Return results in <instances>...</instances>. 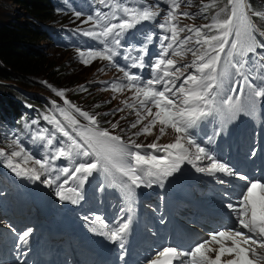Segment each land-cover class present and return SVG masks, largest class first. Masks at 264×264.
I'll list each match as a JSON object with an SVG mask.
<instances>
[{
    "label": "snow or ice",
    "instance_id": "obj_1",
    "mask_svg": "<svg viewBox=\"0 0 264 264\" xmlns=\"http://www.w3.org/2000/svg\"><path fill=\"white\" fill-rule=\"evenodd\" d=\"M98 3L108 11L97 9L88 15L82 23L90 24V27L80 29V32L102 47L89 48L86 57L84 52H80L82 63L88 65L92 60L100 59L123 73L122 78L105 83L113 93L132 92L129 98L132 102L126 99L121 102L123 108L113 109L104 115L115 116L128 108L137 117L129 128L142 126L125 141L111 131L118 128L119 120L109 122L111 130L101 128L98 114L82 110L64 98V91L54 90L66 106L60 107L52 102V107L62 119L56 115L43 118L65 140L54 144L56 137L45 136L46 130H41L35 138L45 141L50 154L37 159L20 146L18 138H13L10 151L0 148L4 166L17 176L33 181H40L42 175L56 171L55 178L49 176L41 182L49 187L55 185V195L59 200L73 204L83 198L80 190L88 178L93 173H103L128 200L129 211L136 188L150 187L153 183L163 186L185 162L199 173L237 177L246 184L236 204L229 202L226 205L234 217L231 227L210 232L207 239L189 249L164 246L145 264H256L250 256L264 259L256 248L251 247H264V181L249 179L247 175L236 172L210 154L194 135V129L209 118L226 124L241 113L250 115L257 102L264 101V51H257L264 50V39H261L264 38V30L253 19L264 18V10L253 9L249 0H226V5L213 12L209 19L207 13L217 8L219 0L207 3L202 0L197 13L179 11L182 5L191 7L193 0H157L153 4L141 0H98ZM161 4L167 8L162 9ZM161 12L164 13L163 21L156 25L163 33L159 37L160 50L151 63L146 64L147 44L154 34L145 35L139 45H126L123 38L139 25L155 21ZM81 15L80 12L75 13L77 18ZM196 15L209 22L199 26H180L181 17ZM185 32L191 35L181 38L180 34ZM186 53L192 56L190 63L178 64L173 59L176 56L183 58ZM121 55L130 62L124 67L117 62ZM145 67L152 73L147 80L129 71ZM233 77H239L240 82L226 87V82ZM257 79L259 84L255 82ZM81 89L86 90L83 86ZM78 117L87 123L82 124ZM157 124L160 125V135L152 143H137L133 139L152 135ZM167 129L175 134V139L160 144ZM218 134L214 131L213 136ZM213 136L208 137V143L213 142ZM62 158L70 163L75 161L74 167L54 169V162ZM205 159L208 161L206 166H197L198 161ZM30 161L38 167L23 166ZM73 180L78 181L77 186H68ZM218 182L228 183L224 179H218ZM131 219V216L119 218L110 227L105 218L97 215L91 223L98 227H92L90 231L99 230L110 241L121 242L120 247L123 248L122 241L129 231ZM31 233L29 228L18 234V250L21 245L29 243Z\"/></svg>",
    "mask_w": 264,
    "mask_h": 264
},
{
    "label": "trees",
    "instance_id": "obj_2",
    "mask_svg": "<svg viewBox=\"0 0 264 264\" xmlns=\"http://www.w3.org/2000/svg\"><path fill=\"white\" fill-rule=\"evenodd\" d=\"M8 1L21 6L23 18L11 19L0 25V146L10 151L9 145L14 137L30 146L33 135L37 136L41 130H46L44 133L48 136L54 135L58 143L65 138L44 120L45 115H51L48 110L50 105L48 98L40 96L39 93L53 95L54 90L66 88V84L76 74L71 72L72 65L69 62H61L41 50L46 39H59L68 33V22L71 19L56 15L55 0ZM256 1L264 4V0ZM203 2L207 3L209 0ZM225 5L226 0H219L217 8L207 13L209 19L213 12ZM49 22H57L58 27H46L45 24ZM260 28L264 30V26ZM46 43L47 48L52 50L48 42ZM83 82L75 79L68 86L72 88L71 98L85 96L84 99H88L87 94L90 91L86 85V90H78ZM89 97L94 98L93 94ZM101 105L103 103L96 100V107L92 105L86 108L95 112L99 111ZM28 106L31 110H28ZM121 117L124 119L121 120ZM125 117L126 114L120 111L112 116L111 121L119 120V129L125 130Z\"/></svg>",
    "mask_w": 264,
    "mask_h": 264
},
{
    "label": "rangeland",
    "instance_id": "obj_3",
    "mask_svg": "<svg viewBox=\"0 0 264 264\" xmlns=\"http://www.w3.org/2000/svg\"><path fill=\"white\" fill-rule=\"evenodd\" d=\"M156 2H157V0H154V1L152 0L151 4L156 3ZM249 3L253 7V9L259 10V6H258L256 0H249ZM160 7L162 9H164L163 6L160 5ZM91 8H93V6H90L89 1H88V4L80 6L76 12H80V13L84 12L83 15H81L79 18L74 16L76 18H74V20L68 24V26L70 28L75 29V32H76L75 39H76V41H80V39L83 37V35L80 32V29H85L86 30V29H88L90 27V24H84V23H82V21L86 20L87 16L90 15L91 12L90 13H86V12H89ZM97 9H98V7L93 8L92 10L97 11ZM100 10L101 11H108L107 8H100ZM186 10H187L186 7L182 5V7H181V9L179 11H186ZM15 18H21V19L23 18V11H22L21 6L17 5V3H13L12 1L0 0V25L4 24L5 21L11 20V19H15ZM163 18H164V13L161 12L160 16H158V23L162 22ZM182 19H183V17H181L180 21H179L180 26H183L182 22H181ZM253 19L259 25L264 23V18L258 19V18L253 17ZM45 26L48 27V28L58 27V23L57 22L56 23L49 22V23H46ZM180 35H181V38H183L185 33H181ZM66 42L68 43V40H66ZM42 46L43 47H42L41 52L48 53V54L54 56V58L56 57L57 59H59L61 62L67 61L69 63H74V58L72 57V55H68V53L61 52V51H58V50H55V49H52V50L48 49L46 42H44L42 44ZM100 47H102V45L99 44L98 48H100ZM159 47H160V45H159ZM260 51H264V50L260 49ZM72 52L76 53V57H80L79 43H78L77 48L72 49ZM173 59H176L178 64H184V63H190L191 60H192V56H191L190 53H186L183 56V58H181L180 56H176V57H173ZM100 69H101V66L98 63H93L92 66L83 67V68H78V67H76V65L75 66L72 65L71 72L73 74H76V75H75V77H73L74 79L72 78L73 79L72 81L70 80V83L68 82L66 84L67 92L72 95V88L68 87V86L75 79H77V80L80 79V80H83V81L84 80L85 81H89V80L93 81V80H98V79H102V78L106 77V76L102 75L103 72L99 71ZM189 71H191V69H189ZM228 83H229V81H228ZM100 96L103 97V98H109L110 102H111V105H113V104L121 105V102L124 100V98H126V94H124V93H120V94H117V95L113 96V95H111L108 92H104ZM84 97L85 96L78 97L76 100L78 101V103H80V105H82V107H84V106L86 107V106L91 105L92 104L91 100L84 99ZM97 99L98 98H96V100ZM93 102L95 103V100ZM242 114H245V113H242ZM263 115L264 114H262V116ZM144 123H147V121H145ZM209 125H211L214 129H217L219 127V122L210 120V124ZM159 128H160V125L157 124L155 126V128L153 129L152 135H142V136H140V138L137 140V143L148 144V143H152L153 141H155L156 136L160 135ZM127 129H129V127ZM127 129H125V130H127ZM195 134H196V132H194V135ZM227 135L229 137V134H227ZM122 136L125 137V139L127 141L128 135H122ZM174 139H175V134L171 130H166L165 134L161 137L159 143L160 144L170 143V142H173ZM223 143H226V141L224 140ZM24 166L25 167H36V165H34L32 162H28ZM4 178H5V176L0 173V190L4 189L3 188V184H2V180H1V179H4ZM141 188L145 192V194H147V195L149 194L150 195V193H147L148 191L150 192V187L149 186H141ZM5 190H6L7 194H9V195L12 194L11 189H9L8 187H6ZM98 201L101 202V206H104L107 203H109V198H107L105 195L102 194V195L99 196V198H97L96 202H98ZM135 207H136V211L138 212V214L140 216L139 218L143 219L144 218L143 217L144 213L139 211V207L137 206V204H135ZM100 209L102 210V208H100ZM140 209H142V208H140ZM123 215H125V213H123Z\"/></svg>",
    "mask_w": 264,
    "mask_h": 264
},
{
    "label": "bare ground",
    "instance_id": "obj_4",
    "mask_svg": "<svg viewBox=\"0 0 264 264\" xmlns=\"http://www.w3.org/2000/svg\"><path fill=\"white\" fill-rule=\"evenodd\" d=\"M84 82L86 81L84 80ZM0 167L4 170V174L6 175V177H8L10 181L15 184L14 188L16 192L20 190L21 192L24 193V200H15L17 202L15 206L18 205L20 208H22V210H24L26 208V198H25L26 189L37 185L36 181L17 176L13 171H11V169L4 166L3 158H0ZM169 203H171L170 200L164 201L163 206L166 207ZM128 205H129V202H128ZM131 217L132 219L138 218L136 213L133 211L131 213ZM65 219H66L65 216H63V213H61V214H58L55 218H51L47 222L49 224H58V223H64Z\"/></svg>",
    "mask_w": 264,
    "mask_h": 264
}]
</instances>
